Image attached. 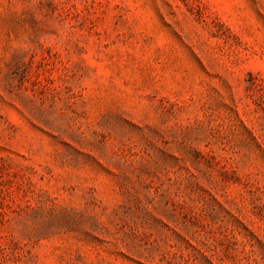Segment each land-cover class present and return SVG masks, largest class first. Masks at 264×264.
Listing matches in <instances>:
<instances>
[{
	"label": "rangeland",
	"instance_id": "1",
	"mask_svg": "<svg viewBox=\"0 0 264 264\" xmlns=\"http://www.w3.org/2000/svg\"><path fill=\"white\" fill-rule=\"evenodd\" d=\"M0 264H264V0H0Z\"/></svg>",
	"mask_w": 264,
	"mask_h": 264
}]
</instances>
